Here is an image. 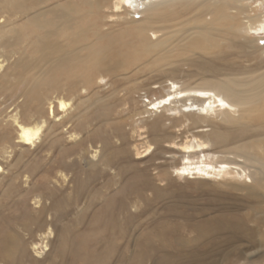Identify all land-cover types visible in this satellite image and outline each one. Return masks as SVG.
Listing matches in <instances>:
<instances>
[{
    "label": "rangeland",
    "instance_id": "rangeland-1",
    "mask_svg": "<svg viewBox=\"0 0 264 264\" xmlns=\"http://www.w3.org/2000/svg\"><path fill=\"white\" fill-rule=\"evenodd\" d=\"M65 1H70L79 15L82 12L77 25L85 27L95 23V27L102 28L101 35L111 32V37L119 45L108 50L110 55L107 58L113 62L109 64L112 67L109 73L101 69L103 64L108 65L107 60L98 64V70H81L90 65L89 61H95L93 56L89 58L84 54L86 60L75 68L81 70L77 73L82 77H89L90 83L78 84L70 93L59 91L58 96L66 102L62 124L57 121L60 116L56 119L48 115L39 143L29 150L16 143L17 128L10 117L13 106L9 108L10 101L0 99V113L3 112L12 139L9 143L0 144V234L9 233L21 240L29 264L57 263L60 257L56 251L60 241H63L60 251L64 264H82V257L96 255L104 248L98 244L105 234L101 231L109 213H115L122 223L123 235H115V250L105 264H134L135 249L141 247L151 226L156 228L162 224L166 231L171 225L173 229L177 226L182 238L195 239V233L187 230L186 221L198 223L215 215L217 207L230 204L233 211L241 214L251 212L250 215L259 216L254 221L259 222H246L245 226L254 229L255 238L262 243V248L259 251H256L258 248H245L247 254L254 253L253 257L246 259L232 255L223 264H263L264 226L259 225L262 219L258 213L264 212V202L262 206L251 203L240 210L241 197L236 192L227 191L212 182L175 176L174 172L186 158L192 161L201 158L209 161L229 159L241 163L245 143L249 141L255 144V139H244L237 144L232 138H236L239 131L244 137L251 134L244 133L240 128L242 122H250L247 130L251 131L252 127L259 128L261 123L252 121L248 115L247 119H244V115L241 121L234 120V123H219L210 116L207 119L213 123L208 125L205 123L207 119L201 122L198 118L195 120L194 116L184 115L179 118L180 121L166 120L151 129L153 116L146 118L134 114L146 108L148 101L169 94L173 88L196 90L209 81H226L248 75L247 72L264 64V49H261L264 45L260 43L264 40V33L251 32L245 36L242 31L245 14L234 15L236 10L232 9L229 0H191L188 5L174 1L148 13L142 12L149 8L141 7L138 1H124L127 15L122 14L119 19L114 16L110 18L109 12L105 9L99 11L95 5L89 11V1L92 0ZM258 2H242L245 8L251 9L249 15L253 18L252 22L258 20L256 16L264 15V0L260 4ZM55 3L64 4L61 0ZM200 11L203 15L208 13L206 20L197 15ZM13 14L5 12L0 15L4 21L0 33L15 36L10 29H19L28 42L34 33L28 34L31 33L29 28L18 19L17 13ZM146 19L154 21L150 24L156 29L175 24L199 26L204 21L203 27L199 26L201 32L208 29L212 36L216 28L217 33L207 42L205 50L189 46L187 30L183 36L179 33L163 43H156L155 47L142 50V37L137 36L136 30ZM48 20L53 23V18ZM89 34L90 31L87 36ZM101 45H106V41L102 40ZM21 47L15 45L11 51L3 54L4 80L16 70L14 65ZM26 55L35 60L38 57L29 46ZM18 70L21 71V67ZM65 73L57 70L56 79L65 83L66 77L70 76L68 73L65 76ZM31 75L33 71L27 73L23 85L16 87L18 92L28 86ZM2 86L5 87L2 97L9 95V87L4 83ZM54 96L50 100L53 107L57 105ZM233 112L238 114L236 110ZM185 144L196 149V152L190 155L185 153L182 150ZM106 159L112 163L111 166L103 165ZM136 173L140 174L138 179L149 185L144 190V196L124 197L118 193L121 183L135 178ZM122 200L126 202L127 209L120 213L118 205ZM127 217H131V220L127 221ZM213 235L199 242L196 248L200 252H208V255L213 251L228 253L225 240L231 235L228 236L226 232ZM73 241L78 245L76 252L79 254L72 258L69 252L74 249L71 245ZM154 243L157 244L155 238ZM17 257L12 255L4 262L0 258V264H10ZM221 258L217 256L219 264ZM143 264L152 263L149 260Z\"/></svg>",
    "mask_w": 264,
    "mask_h": 264
},
{
    "label": "bare ground",
    "instance_id": "bare-ground-1",
    "mask_svg": "<svg viewBox=\"0 0 264 264\" xmlns=\"http://www.w3.org/2000/svg\"><path fill=\"white\" fill-rule=\"evenodd\" d=\"M52 1L0 0V15L5 12L17 13L19 15L18 19L22 20L23 25L31 31L28 34L34 33L32 37H29L28 42L25 41L24 34L19 29H10V32L15 36H5L0 33V99L9 100V108L13 106L10 117L17 128L16 143L28 150L39 143L42 129L48 121V115L56 119L60 116L57 121L59 122L58 124H62L66 102L58 96L59 91L70 93L74 91L78 84L87 85L90 83L88 82L90 78H86V76L82 77L77 73L79 69L75 68L86 60L84 54L88 55L89 58L93 56L95 61H89L91 62L90 65L86 66V69L81 70H98V64L100 65L107 60L108 65L103 64L101 69L103 68L109 73L112 70L110 65L113 62L107 58L110 55L108 54V50L115 45H119V42L114 40V37H111V32H105L104 35H101L102 28L95 27V23L85 27L77 25L78 16L81 19L82 12L79 15L72 8L73 5L70 1L61 0L64 4H56L55 2H58V0H54V3ZM124 1L130 2V0H92L89 1V7L91 6L89 11H92L95 5L99 11L105 9V11L109 12L111 15L109 16L110 18L114 16L119 19L122 14L127 15L123 5ZM136 1H138L141 7L149 8L148 11L144 12L145 9L142 11L143 13H148L157 7L170 5L174 1L188 5L191 0ZM210 1L215 2L216 0H206L205 2ZM261 1L263 0H259L258 4ZM242 2L243 0H229L232 9L236 10L234 15L240 16L245 14V17H243L245 21L243 22L242 28L245 36L251 32L263 34L264 15L256 16L258 20L252 22L253 18L249 15L252 11L250 8H245ZM197 15L202 16L201 18L206 20L208 13L203 15L200 11ZM49 18H53V23L48 20ZM150 21L151 19L144 20L136 30L137 36L142 37V50L155 47L156 43H163L166 40L178 36L179 33H182L183 36L186 30V35L190 40L189 46L196 50H205L207 42L214 38L215 33H217L216 28L213 29L212 36L208 29L201 32L199 26L203 27L204 21L199 26L193 25L189 27L188 25L185 26V24H175L169 28L158 29L152 28L150 23H154V21ZM3 22L0 17V30L3 28ZM89 31L90 34L87 36ZM102 40L106 41V45L99 46ZM120 43L123 45L122 41ZM15 45L16 47L22 46L19 57L16 59L14 65V69L16 67V70H13V73L9 75L8 79L4 80L5 74L3 72L5 64L2 56L6 51H11ZM28 46L38 55L37 60L30 59L26 55ZM82 53L83 55H81ZM18 67H21L22 70H18ZM57 70L70 74L69 77H66L67 80L65 83L56 79ZM29 71H33L30 83L27 87H24L23 91L18 92L16 87L25 83ZM247 73L249 74L237 77L236 79L216 82L209 81L196 90H177L173 88L169 94L159 99L148 101L147 107H144L141 111H137L134 116L142 115V117L146 118L153 116L154 121L150 124L151 129H155L166 120L180 121L179 118L184 115L194 116L195 120L198 118L201 122H205L207 118L213 116V119L219 123H234L235 121H241L244 115V119H247L246 115H248L252 118V121L257 120V122L264 124V64ZM2 83L10 89V94L3 97L1 94L5 91V87L2 86ZM53 95L57 99V105L55 106H58V108L51 105L50 100ZM254 108L257 109L253 110ZM235 110L238 113L237 115L233 112ZM249 110L252 111L246 113ZM205 123L211 125L213 122L207 119ZM249 123L242 122L239 125L244 130V133H251L249 136L244 137L239 131V135L236 138H232L237 144H240L244 139H255V144L249 141L245 143V152L241 163L229 159L209 161L201 158L197 161H192L190 158H186L174 170L175 176H183L194 181L212 182L221 185L227 191L236 192L241 197L242 205L240 210L247 208L251 203L262 206L264 202V125L260 127V124L259 128L252 127L253 130L251 131L247 130ZM7 127L8 124L4 120L2 112L0 113V144L9 143L12 140L10 139L11 134ZM28 141L31 142L29 143ZM174 146L176 147V145ZM149 148L150 146H148L147 151ZM165 148L169 149L170 146H165ZM197 148L204 149L203 146H197ZM182 150L188 155L196 152V149L194 150L193 147H189L186 144L182 146ZM107 159L103 165L111 166L112 163L107 161ZM139 176L140 174L136 173L133 176L135 178L123 181L120 189H118V193L124 195V197L142 198L145 193V188L149 185L146 186V181L138 179ZM118 206L120 213L127 209L124 200L120 201ZM232 208L233 206L231 207L230 204L222 205L217 207L215 210L217 213L215 215L199 220L198 223H194L191 220L186 221V228L188 231L195 233V239L182 238L179 235L180 227L177 226L173 229L171 225L168 231L165 230L162 224H158L156 228L151 226L144 236V240L141 242V247L137 246L135 249L137 251L133 255V259L136 261L134 264H143L149 260L152 264H219L217 256H222L220 264H223L229 261V258L234 255L239 257L244 256L246 259L251 258L254 254L253 251V254H247L244 249L258 248L256 251H259L262 248V243L256 240L254 229H247L245 223H257L260 220L254 221L259 216H252L249 214L251 212L241 214V212L233 211L234 209ZM258 215L262 219L259 225L264 226V212H261V214L258 213ZM128 219L131 220V217H127V221ZM121 226L122 223L118 221L117 214L109 213V217L106 218L103 225L105 231H103L104 229L101 231L105 234L99 239L100 242H98L104 248L96 255L92 254L88 258H85L86 256L82 257L84 259L82 264L107 263V258L115 250V235H119L120 237L123 235ZM225 232L228 236L231 235L227 240L224 239L229 247L226 249L228 250V253L226 252L227 254H222V251H220L221 253L218 251L211 253V246H209L211 250H209L210 255H208V252L203 253L196 248L197 244L204 242L203 240L205 238H209L213 234L217 235ZM154 238L157 244L154 243ZM170 240H172L171 243H169ZM223 243H221L222 246ZM0 245L2 248L0 249V258L3 262L12 255H16L18 256L17 259L10 264H29L30 260H26L25 258L26 249L21 243V240L15 235L9 233L0 234ZM59 245L63 247V241H60ZM71 245L74 249L69 252V255L73 258L79 254L76 252L79 249H77L78 245L74 241ZM60 247L56 251L60 259L55 264H64L63 253L60 251ZM170 249L171 251H169Z\"/></svg>",
    "mask_w": 264,
    "mask_h": 264
},
{
    "label": "snow or ice",
    "instance_id": "snow-or-ice-1",
    "mask_svg": "<svg viewBox=\"0 0 264 264\" xmlns=\"http://www.w3.org/2000/svg\"><path fill=\"white\" fill-rule=\"evenodd\" d=\"M260 43H261L262 45H264V40H261ZM222 106H224V105H222ZM28 142L30 143L31 141H28Z\"/></svg>",
    "mask_w": 264,
    "mask_h": 264
}]
</instances>
